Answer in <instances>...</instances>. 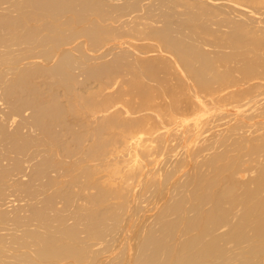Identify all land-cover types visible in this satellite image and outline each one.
<instances>
[{
  "label": "bare ground",
  "instance_id": "obj_1",
  "mask_svg": "<svg viewBox=\"0 0 264 264\" xmlns=\"http://www.w3.org/2000/svg\"><path fill=\"white\" fill-rule=\"evenodd\" d=\"M0 264H264V0H0Z\"/></svg>",
  "mask_w": 264,
  "mask_h": 264
}]
</instances>
